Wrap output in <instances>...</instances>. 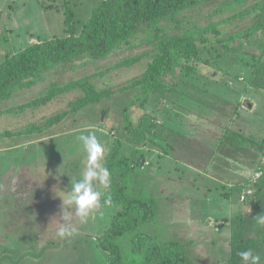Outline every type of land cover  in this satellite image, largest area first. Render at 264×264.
I'll return each instance as SVG.
<instances>
[{"label":"rangeland","instance_id":"374dc122","mask_svg":"<svg viewBox=\"0 0 264 264\" xmlns=\"http://www.w3.org/2000/svg\"><path fill=\"white\" fill-rule=\"evenodd\" d=\"M64 1L0 0V60L8 51L64 35ZM99 1L67 0L77 26ZM263 2L253 0L222 11L218 10L222 2L216 0L183 12L177 21L162 22V34L191 33L202 60L183 86L165 95L153 94L147 102L141 99L143 105L129 111L135 121L149 111L148 118H154L161 129L178 122L189 130L167 127L173 131L164 130L154 137L156 141L148 140L141 147L127 144V148L143 151L139 159L151 163L137 173L135 186L139 194L159 198V206L153 202L152 219L172 225L170 231H163L149 223L147 232L160 234L163 240L188 242L194 264H227L231 229L240 222L239 214L244 216L246 235L260 238L252 254L264 256V224L259 223L264 205L257 207L264 203L262 192L248 202L239 198V191L250 188L254 170L264 165L260 152L249 150L232 157L237 171L229 203L235 206L216 219L206 212L213 202L229 204L223 197L230 189L200 174L169 175L162 156L171 144H191L200 150L196 163L206 166L227 125L258 140L264 138V23H258L264 19ZM149 37L138 34L102 61L85 56L62 65L0 104V264H108L98 239L116 208L101 203L83 223L73 209L78 234L61 239L59 194L69 191L71 181L79 180L86 168L87 153L79 137L94 133L106 155L116 135L113 127L127 125L124 108L133 99L135 81L157 59L159 38L149 41ZM214 163L206 173L227 183L231 177L213 172ZM104 189L99 186L101 193ZM129 240V236L123 239L124 252Z\"/></svg>","mask_w":264,"mask_h":264},{"label":"trees","instance_id":"16d2710c","mask_svg":"<svg viewBox=\"0 0 264 264\" xmlns=\"http://www.w3.org/2000/svg\"><path fill=\"white\" fill-rule=\"evenodd\" d=\"M211 1L216 0H100L82 25L77 26L73 12L67 7V0H65L63 3L66 14L64 35L47 37L16 52L8 51L0 60L1 104L4 100L11 98L16 91L32 85L45 73L62 65L85 56L96 62L107 59L121 44L129 42L131 38L142 32L149 34V41L159 38L156 50L157 59L140 78L136 79L133 99L124 108L128 123L125 126L113 127L116 135L111 142L110 150L105 155L104 165L111 172V184L103 190L101 200L103 203V199L110 196L111 205H103L116 208L110 223L98 239V247L105 254L108 264H194L187 249L188 242L176 239L163 240L158 237L161 236L160 234L157 236V234L151 235L147 232L149 223L156 230L164 231L165 229L164 221L152 219L153 202L156 201V205L159 206L157 204L159 198L156 200L155 195L147 197L141 195L135 186L137 173L149 168L151 163L149 160L139 159L143 151L138 152L136 149L127 148V144L141 147L146 145L148 140L156 141L154 137L162 134L164 130L170 132L178 128L172 122L171 126L166 125L161 129L162 126H159L154 118H148L151 117L149 111L144 112L135 121L131 118L129 111L132 106H142L141 99L147 102L153 94L165 95L174 92L184 85L187 75L193 76V72L196 71L195 64L202 60L193 35L189 32L173 36L162 34L160 24L164 21H177L178 16L183 12ZM217 1L222 2L218 10L224 11L253 0ZM262 9H264V2ZM261 21L264 23V19L258 23L261 24ZM252 28H259V25H253ZM206 62L208 63V60ZM138 134L142 137L139 138ZM171 145L169 152L164 151L163 157L171 155L173 158L182 159L187 164L196 163L198 158L194 156L199 157L200 155L198 147L191 144L190 146ZM181 148L182 152L185 151L184 153L179 152ZM249 150L260 152V164L264 163V138L258 140L252 134L243 133L227 125L218 137L216 146L207 159V165H201V167L194 165L198 169L195 174L213 179L215 184L220 183L224 189L229 190L232 186L208 174L212 171L216 156L222 154L234 158ZM188 152L191 156H186ZM146 161H149L148 165H145ZM164 168L167 167L164 166ZM164 171L166 172V169ZM250 187L256 190L254 189L252 194L247 195L245 200H241L242 202H248L260 192L264 197V176L256 182L250 180ZM231 192L232 189L225 192V197H223L228 202L233 196ZM239 192V198H241L244 191ZM263 205L264 203H260L257 207L260 208ZM203 207L206 205L203 204ZM238 217L240 222L231 229L227 264H244L238 253L247 250L254 253L259 247L260 238L247 236L248 230L243 223L244 216L239 214ZM127 236L130 237L129 247L124 252L122 243ZM262 259L264 256L260 258Z\"/></svg>","mask_w":264,"mask_h":264},{"label":"clouds","instance_id":"9594fccd","mask_svg":"<svg viewBox=\"0 0 264 264\" xmlns=\"http://www.w3.org/2000/svg\"><path fill=\"white\" fill-rule=\"evenodd\" d=\"M79 139L87 153V165L81 178L75 182L71 181L70 190L59 194L62 199L60 215L63 225L57 234L61 239L78 234V229L73 226V209L80 222H86L101 207L102 193L99 191V186L108 188L111 184V172L104 165L103 144L92 132L88 135L82 134ZM111 203L110 196L103 199V204L111 205ZM259 223L264 224V217L260 218ZM238 255L246 264H260V257L253 255L251 250L241 251Z\"/></svg>","mask_w":264,"mask_h":264},{"label":"crops","instance_id":"0c3cea01","mask_svg":"<svg viewBox=\"0 0 264 264\" xmlns=\"http://www.w3.org/2000/svg\"><path fill=\"white\" fill-rule=\"evenodd\" d=\"M177 123L178 122H173L172 124L175 125L177 128H181V129L183 128L186 131L184 126L181 127V125L179 123H178L179 124L178 125ZM188 131H186V132H188ZM189 137H192V136H189ZM197 137H198V135H197ZM175 151H177V150H175ZM179 152L180 153H184L185 151L182 152V148H181V150ZM219 157H223V158L221 159ZM194 158H199V157H197V155H195ZM163 159H164V161H166L164 166L167 167L165 169H166V172L169 175L172 174V173H176V174L179 173L180 174L182 172H186V173L192 174V173H196L198 171V169H196L194 167V165L195 166H199V165H196V163L195 164H193V163L187 164L182 159L173 158V156H171V155H165ZM236 164L237 163L234 161V159H232L230 157H226V156L224 157V156H222V154H218V157H216V159H215V163H214L215 168H214L213 172L215 171V173H217L219 175H220L221 171L223 173L226 172L227 176L228 177L230 176L231 178L229 177L230 180H228V182L224 183V184H227L228 186H231L232 183H233L232 179L236 176V171H237V168H236L237 165ZM221 165L225 167L226 171H224L225 169L222 170V168L220 167ZM239 165H241V164H239ZM231 181H232V183H231ZM222 201H225V200H222ZM219 202L220 201L213 202V204L209 208L210 209L209 212H208L210 214L209 216L213 215L214 219L220 217V213H222L224 210L229 209L230 206L232 207L231 209H233L232 204H230L228 201L227 202L229 204H227V205L223 204V202H220V203ZM218 204H219V206H218ZM211 212H213V214H211ZM208 213H207V216H208ZM171 227H172V225L170 224V221L165 222V229L169 230Z\"/></svg>","mask_w":264,"mask_h":264},{"label":"built area","instance_id":"2783aa9c","mask_svg":"<svg viewBox=\"0 0 264 264\" xmlns=\"http://www.w3.org/2000/svg\"><path fill=\"white\" fill-rule=\"evenodd\" d=\"M149 161L145 162V165H148ZM262 176H264V165L260 166L259 168H257L256 170H254L252 177L250 178V180L252 182H256L259 178H261ZM254 191V189L252 187L250 188H246L241 196V200H245L247 195L252 194Z\"/></svg>","mask_w":264,"mask_h":264}]
</instances>
